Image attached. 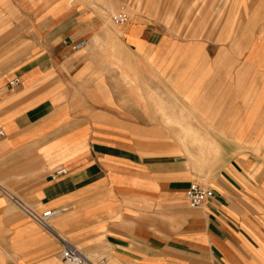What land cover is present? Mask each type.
<instances>
[{"label": "crops", "instance_id": "0c3cea01", "mask_svg": "<svg viewBox=\"0 0 264 264\" xmlns=\"http://www.w3.org/2000/svg\"><path fill=\"white\" fill-rule=\"evenodd\" d=\"M123 1L0 0V264H62L63 240L104 264H264V0L189 4L181 33L150 4L116 25Z\"/></svg>", "mask_w": 264, "mask_h": 264}, {"label": "built area", "instance_id": "2783aa9c", "mask_svg": "<svg viewBox=\"0 0 264 264\" xmlns=\"http://www.w3.org/2000/svg\"><path fill=\"white\" fill-rule=\"evenodd\" d=\"M113 22L116 25H124L130 21V16L125 9H122L118 14L112 17ZM20 84V78L16 77L10 83L11 86H18ZM3 131H0V135H3ZM67 173L65 167H60L54 171L53 177L64 175ZM187 200L192 208L200 209L206 205L212 203L215 199V192L206 184L192 183L190 188L187 190ZM12 201L24 211L30 218L40 224L46 229H50L49 219L56 211L48 210L43 213H39L36 210L29 207L26 203L20 200L17 196L9 194ZM62 264H104L106 259H100L98 261L92 260L86 255L80 248L71 242L63 240V250L61 252Z\"/></svg>", "mask_w": 264, "mask_h": 264}, {"label": "rangeland", "instance_id": "374dc122", "mask_svg": "<svg viewBox=\"0 0 264 264\" xmlns=\"http://www.w3.org/2000/svg\"><path fill=\"white\" fill-rule=\"evenodd\" d=\"M95 2H104V0H94ZM232 0H124L122 5L116 6V9L114 11H106L105 14H107V18L112 20V17L116 14H118L122 9H125V12L128 13L129 16H131L133 13L132 9L136 8L138 10L139 8L146 7L150 4L151 7L154 8L156 17L159 19L164 20V23L166 22L167 25L171 24L168 29L173 30V32L181 33L183 27L181 22L182 12L183 10H186L187 6L189 4L196 7L198 3L201 2V4H204L205 8L208 9V11H205V17L209 16L212 17V8L214 6H218L220 3L221 6V17H224L227 13L228 5ZM35 4V3H34ZM145 4V5H144ZM36 5V4H35ZM104 14V13H103ZM186 19V16H185ZM30 22V19H28ZM31 24V23H30ZM15 55V54H14ZM23 59H17L14 58V64L15 63H21ZM188 143L190 147L196 148L200 147L198 141L196 139L189 138ZM198 143V144H197ZM205 151L212 150L210 147L211 144L206 145ZM199 150H202V148H198ZM214 156L213 155H205L204 160L201 158L200 160H203L205 168H208L210 166V163L213 161ZM197 164V163H196ZM194 166V165H193ZM204 175L206 176L204 179L200 178L195 181V183L200 184H206L207 186H210L211 182L209 179L210 172H204ZM187 193V192H186ZM187 197V194H186ZM189 204V203H188ZM191 208V207H190Z\"/></svg>", "mask_w": 264, "mask_h": 264}]
</instances>
